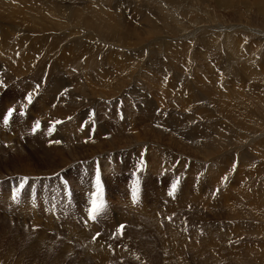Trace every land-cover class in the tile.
<instances>
[{
  "label": "rangeland",
  "instance_id": "rangeland-1",
  "mask_svg": "<svg viewBox=\"0 0 264 264\" xmlns=\"http://www.w3.org/2000/svg\"><path fill=\"white\" fill-rule=\"evenodd\" d=\"M24 1L29 5H25L26 9L37 12L40 21L47 18L43 25L49 20L56 22L57 33L45 37L47 47L52 43L58 46L59 52L53 49L56 55L51 53L55 57L59 54L56 58L61 59V65L67 61L61 52L74 48L85 55L83 60H97L99 69L84 82L78 69H68V75L58 74L55 69L53 74L47 65L33 81L27 67L28 71L23 69L19 75L13 67H1L7 74L0 72V128H5L6 135H0V178H10L1 184L0 264H264V256L257 261L258 251H264V80H257L250 70L258 66L264 71V0H230L227 4H219V0H50L59 11L53 13L46 11L47 4L46 10L39 7L42 2L37 0H0V34H15L9 33L10 27L26 31L20 25L21 18L7 16L5 10L7 5L22 7ZM103 2L111 6L115 14L112 17L127 26L123 39L114 40L107 31L99 33L106 37L95 38L85 24L83 32L78 29V15L76 20L69 17L70 9L80 13L82 6L101 7ZM72 25L78 28L68 30ZM20 36L22 33L16 34ZM212 37L213 47L200 44L202 39L210 43ZM24 44L28 46L30 42ZM42 46L41 43L38 48ZM235 52L243 54L244 61L250 58L248 69L243 70L241 65L239 68L238 60L232 63ZM258 77L263 79L264 72H259ZM54 79L61 93L53 99V114L57 116H50L37 99L48 90H55L50 89ZM21 85L26 88L23 95L18 94L22 93ZM9 110H14L11 117L6 115ZM71 122L77 128L81 124L82 137L76 134L79 140L74 136L75 140L60 138L58 134L60 127ZM86 132H90L88 136ZM40 139L44 141L38 142ZM74 157L78 159L72 160ZM81 164L91 171L81 170ZM93 166L102 168V178L106 180L99 181L100 175L92 171ZM57 171H63L65 180L53 177ZM134 174L140 181L144 179L145 186H138V180L131 178ZM73 178L78 182L74 198L79 206L64 209L68 221L62 223L65 218L58 220V215L67 203L50 198L64 201L66 184L75 185ZM129 180L134 181L133 185H128ZM15 183H25V190L30 187L24 197ZM81 183L88 188L84 193L80 191ZM170 184L175 185L173 198L167 190ZM252 195L258 196L255 199L259 198V202ZM94 200L103 201L100 215L109 209L110 212L99 224L84 227L78 216L89 220L84 202L92 209ZM125 204L132 208L122 210L120 207ZM114 206L119 212L114 211ZM134 213L143 215L147 230L157 229L161 238L130 227ZM115 218L128 222L119 235L115 232L116 222L115 225L111 220ZM46 225L59 232L68 228L65 233L54 235L58 231L47 233L41 229ZM96 231L100 234L92 239L90 236ZM97 238L111 246L105 247Z\"/></svg>",
  "mask_w": 264,
  "mask_h": 264
},
{
  "label": "bare ground",
  "instance_id": "bare-ground-1",
  "mask_svg": "<svg viewBox=\"0 0 264 264\" xmlns=\"http://www.w3.org/2000/svg\"><path fill=\"white\" fill-rule=\"evenodd\" d=\"M21 1V0H20ZM35 1V0H34ZM37 1H40V2H42V3H40V5H39V7L40 6H42L44 9H45V6H46V4L48 5V8H47V12L48 13H53V12H55L56 10H57V12H59L58 11V9L56 8V7H54V5L50 2V0H49V2H50V5L47 3L48 2V0H37ZM230 0H219V4H227L228 2H229ZM24 3V6H22L21 7V5H19L18 7L16 6V5H7V7L5 8V10H6V15L7 16H10V17H12V16H14L15 17V19H19V18H21V21H20V25L22 26V27H24L25 29H26V31L25 32H19V31H17L16 30V28H11L10 27V29H11V31L9 32V33H11V32H13V33H15V34H2V32H1V34H0V72H5V74H7V72L5 71V70H3L1 67H5V68H8V67H13L14 69H13V72L14 73H16V74H21V72H23V71H21V70H23V69H25L26 67L27 68H29V70L31 71V74H30V79L31 80H33V81H36L37 80V78H39V73H40V71H41V69H42V67L43 66H50V68H48L49 69V71H51V72H53V74L55 73L54 72V70L55 69H57V73L59 74V73H62V74H67L69 71H68V69H78V72L79 73H82L83 75H84V82H88L89 80H90V78L92 77V76H94L95 74H97L98 73V69H99V63L97 62V60L96 61H92L91 60V62H88V61H85V60H83V57L85 56V55H83L81 52H77L74 48H69V50L68 49H64L62 52H61V55H63L64 57H66L67 58V61L64 63L65 64V66H63V65H61V59L60 58H56L55 57V53H54V51L55 52H59V48H58V46L56 45L55 46V44L54 43H52V44H50L48 47H47V45H48V42H47V40H46V37H45V35H48V34H54L55 32L57 33V31H55V29L57 28L56 27V22H53V21H51V20H49V23H47L46 22V24L45 25H43V23L45 22V20L47 19V18H45V19H42L41 18V21H40V19L38 18V16H37V12H34V10H33V12L31 11V12H29V10L28 9H26V7H25V5L27 4L25 1L23 2ZM35 3V2H34ZM174 3V2H173ZM11 4V3H10ZM43 4V5H42ZM17 5H18V3H17ZM32 5V4H31ZM30 5V6H31ZM98 5V4H97ZM101 5H102V3H101ZM6 6V5H5ZM27 6H29L28 4H27ZM34 6H35V4H34ZM37 6V5H36ZM106 5L104 4V2H103V5L100 7H97L96 6V4H94V6H82L81 7V11L82 12H78L76 9L75 10H72V9H70L69 10V8H68V10H69V17H73L75 20H76V18H77V15H78V19H81L79 22H80V25H78L79 26V28L75 25H72L68 30H71V28H74V27H77L79 30H81L82 32H83V30H84V28H83V26H84V24H85V26L84 27H86L85 29H87L88 31H91V32H93L94 34H95V38L96 37H106V36H102V35H99V33L101 32V34H103V32H105V31H107V33L110 35V36H112L113 37V39L115 40V39H118V38H121V39H123L122 38V35H123V33H125V31H127V26L126 25H124V21H121V20H119V19H117L116 20V18L114 19L112 16L113 15H115L114 14V12H112V10H111V6H106ZM117 6V5H116ZM33 7V6H32ZM31 7V8H32ZM69 7V6H68ZM76 7H78V6H76ZM35 8V7H34ZM37 8V7H36ZM90 9V12L88 11V9ZM114 9H115V11H117V7H115L114 6ZM57 12H56V14H57ZM40 13V12H39ZM43 14V13H42ZM41 14V15H42ZM61 14V13H60ZM60 14H58L57 16L59 17V15ZM4 15V14H3ZM61 17V16H60ZM59 17V18H60ZM65 17H67V16H65ZM108 17V19H106ZM115 17V16H114ZM2 18H4V17H2ZM6 18V17H5ZM0 19H1V16H0ZM61 19H62V17H61ZM189 19V18H188ZM2 20V19H1ZM7 21V20H6ZM56 21V20H55ZM1 22V21H0ZM75 22V21H74ZM123 22V23H122ZM156 22V21H155ZM65 23V22H64ZM127 23V22H126ZM71 24V23H70ZM6 25V24H5ZM86 25H88V26H86ZM127 25H129L128 23H127ZM49 26H50V28H49ZM1 27V26H0ZM132 27V26H131ZM158 27V26H157ZM9 28V27H8ZM126 28V29H125ZM128 28H130L129 26H128ZM133 28H135L134 26H133ZM7 29V28H6ZM75 29V28H74ZM66 30H67V28H66ZM135 30V29H134ZM4 31V30H3ZM132 31H133V29H132ZM131 31V32H132ZM155 31V30H154ZM159 31V30H158ZM157 31V32H158ZM148 32V31H147ZM151 32V31H150ZM159 32H162V31H159ZM4 33V32H3ZM18 33H22V36H20V37H22V38H18V37H16V34H18ZM90 34V33H89ZM153 34H154V32H153ZM153 34H151V35H153ZM157 34V33H156ZM20 35V34H19ZM82 35V34H81ZM88 35V34H87ZM86 35V36H87ZM91 35H93V34H90V36ZM150 35V34H149ZM138 36V35H137ZM236 36V35H235ZM48 37V36H47ZM83 37V36H82ZM232 37V36H231ZM230 37V38H231ZM237 37V36H236ZM100 38V39H101ZM160 38V37H159ZM235 38V37H234ZM62 39V38H61ZM56 40H60L59 39V37H56ZM97 40V39H96ZM103 40V39H102ZM157 40V39H156ZM203 40V39H202ZM201 40V45H204L205 47L207 46V48L209 49L211 46L213 47L214 46V43H215V39L212 37L211 38V42L209 43V41L208 40H206V41H202ZM224 40H226V39H224ZM234 40V39H233ZM242 40V39H241ZM51 41V40H50ZM54 41V40H53ZM119 41V40H118ZM227 41V40H226ZM240 41V40H239ZM25 42H30V45H28V46H26V44H24ZM117 42V41H116ZM120 42V41H119ZM214 42V43H213ZM228 42H229V39H228ZM240 42H242V41H240ZM43 44V46H42V48H38V45L39 44ZM89 43V42H88ZM91 43V42H90ZM104 43V42H103ZM235 43V42H234ZM237 43V42H236ZM92 44V43H91ZM112 44H114V42L112 43ZM117 44H119V43H117ZM226 44V43H225ZM90 45V44H89ZM108 45H109V43H108ZM123 45V44H122ZM122 45H120V46H122ZM228 45V44H227ZM239 44L237 43V46H238ZM241 45V44H240ZM94 46H95V44H94ZM203 46V47H204ZM236 46V47H237ZM84 47V46H83ZM128 47V46H127ZM156 47V46H155ZM154 47V48H155ZM233 47V46H232ZM231 47V48H232ZM235 47V48H236ZM13 48H15V49H18V50H14ZM84 48H86L88 51L90 50V49H88L86 46L84 47ZM215 48V47H214ZM53 49H54V51H53ZM111 49H113V48H111ZM170 49H171V47H170ZM250 49V48H249ZM98 50V49H97ZM211 50V49H210ZM214 50V49H213ZM247 50V49H246ZM51 51L55 54V55H53L52 53H51ZM85 51V50H84ZM92 51V50H91ZM91 51H90V53H91ZM95 51V49L93 50V52ZM116 51V50H115ZM171 51V50H170ZM237 51V50H236ZM245 51V50H244ZM243 51V52H244ZM249 51V50H248ZM82 52H83V48H82ZM227 52H229V51H227ZM239 52V51H238ZM238 52H235V53H233L232 54V56L234 57V59H233V61H232V56L231 57H229L230 59H231V61H232V63L235 61V60H238V62H239V68H240V65H241V68L244 70V68H247L248 66H249V64L251 63V62H247V61H250V58L248 59V60H246V61H244V60H242V56H243V54L241 55V53H238ZM242 52V51H241ZM43 53H44V55H43ZM84 53V52H83ZM88 53V52H87ZM86 53V54H87ZM95 53V52H94ZM105 53H107V51L105 52ZM115 53V52H114ZM125 53V52H124ZM165 53V52H164ZM67 54H68V56H67ZM85 54V53H84ZM89 54V53H88ZM92 54V53H91ZM120 54V53H119ZM227 54H229V53H227ZM245 54V53H244ZM36 55H39V57H36ZM72 55V56H71ZM120 55H122V54H120ZM160 55V54H159ZM163 55V54H162ZM175 55V54H174ZM71 56V57H70ZM229 56V55H228ZM164 57V56H163ZM95 58V57H94ZM107 58V57H106ZM118 58V57H117ZM124 58V57H123ZM176 58V57H175ZM247 58V57H246ZM44 59V60H43ZM46 59H48V61H46ZM77 59V60H76ZM88 59H90V58H88ZM99 59V58H98ZM244 59V58H243ZM76 60V61H75ZM194 60V59H193ZM52 61V62H51ZM63 61H64V59H63ZM73 61H75L74 63H73ZM90 61V60H89ZM229 61V60H228ZM262 61V60H261ZM237 62V63H238ZM107 63V62H106ZM113 63V62H112ZM157 63V62H156ZM182 63V62H181ZM108 64V63H107ZM149 64V63H148ZM175 64V63H174ZM191 64V63H190ZM258 65H260L259 63H257ZM47 66V67H48ZM103 66H105V64L103 65ZM182 66V65H181ZM188 66V65H187ZM186 66V67H187ZM250 67H251V65H250ZM249 67V68H250ZM130 68H131V66H130ZM155 68V67H154ZM198 68V67H197ZM157 69V68H156ZM156 69L154 70V71H156ZM177 69V68H176ZM248 69V68H247ZM246 69V70H247ZM261 69V68H260ZM25 70H27V69H25ZM117 70V69H116ZM159 69H157V71H158ZM251 70V74L252 75H254L255 76V78L257 79V80H261V81H263L264 80V78L263 79H261L260 77H258V73L259 72H264V71H261V70H259V68H258V66L257 67H255V69H250ZM28 71V70H27ZM160 71V70H159ZM165 71H166V69H165ZM178 71V70H177ZM43 72V71H42ZM45 72H46V68H45ZM193 72V71H192ZM24 73V72H23ZM22 73V74H23ZM47 73V72H46ZM247 73V72H246ZM44 74V73H43ZM130 74V73H129ZM151 74V73H150ZM153 74V73H152ZM250 74V73H249ZM47 74H45V75H43V76H46ZM68 75V74H67ZM112 75H113V73H112ZM154 75V74H153ZM41 76V75H40ZM48 76H49V74H48ZM52 76V75H51ZM126 76V75H125ZM149 76V75H148ZM147 76V77H148ZM253 76V77H254ZM263 76V75H262ZM1 77H2V75H1ZM96 77V76H95ZM106 77V76H105ZM113 77V76H112ZM127 77V76H126ZM132 77V76H131ZM142 77V76H141ZM52 78V77H51ZM61 78V77H60ZM83 77H81V79H82ZM128 78V77H127ZM18 79H20V78H18ZM73 79V78H72ZM149 79V78H148ZM157 79V78H156ZM166 79V78H165ZM61 80H62V82L64 81V79L63 78H61ZM71 80V79H70ZM78 80V79H77ZM76 80V81H77ZM95 80V79H94ZM127 80V79H126ZM145 80V79H144ZM154 80V79H153ZM78 81H80L81 82V80H78ZM97 81V80H96ZM143 81V80H142ZM68 82V81H67ZM72 82V81H71ZM79 82V83H80ZM98 82V81H97ZM159 82V81H158ZM203 82V81H202ZM43 83V82H42ZM73 83V82H72ZM90 83V82H89ZM89 83H87L88 84V86H90L89 85ZM96 83V82H95ZM162 83H164V82H162ZM263 83H264V81H263ZM39 84V83H38ZM47 84H49V83H47ZM71 84V83H70ZM92 84V83H91ZM94 84V83H93ZM80 85H81V83H80ZM65 86L66 85H63V88H65ZM68 86V85H67ZM73 86H75V85H72V88H73ZM92 86H94V85H92ZM91 86V87H92ZM112 86V85H111ZM124 86V85H123ZM148 86V85H147ZM177 86V85H176ZM257 86V85H256ZM262 86V85H261ZM21 89H22V93L21 92H19L18 94L19 95H23V92H24V89H26V88H22L23 87V85H21V86H19ZM41 87V86H40ZM58 86H57V81H55V79L52 81V83H51V85H50V89H55V90H48V92L45 94V96H42L41 98H39V99H37V101L38 102H40L41 103V107H42V110L43 111H45V110H47L46 112H47V114L49 113V114H52V115H50V116H53V115H56L57 116V114H53L54 113V110L55 109H53V108H55V105L53 104V99H55L57 96H59L60 95V93H61V90L59 89V88H57ZM70 87H71V85H70ZM79 87V86H78ZM81 87V86H80ZM95 87V86H94ZM93 87V88H94ZM163 87V86H162ZM188 87V89H189V86H187ZM258 87V86H257ZM256 87V88H257ZM37 88V87H36ZM44 88V87H43ZM57 88V89H56ZM69 88V87H68ZM109 89H110V87H108ZM112 88H113V86H112ZM111 88V89H112ZM144 88H146V87H144ZM165 88V87H164ZM171 88V87H170ZM209 88V87H208ZM41 89H42V87H41ZM66 89V88H65ZM80 89V88H79ZM60 90V92H58ZM64 90V89H63ZM106 90V89H105ZM148 90V89H147ZM185 90V89H184ZM40 90L38 89V92H39ZM44 91V90H43ZM58 92V93H56V92ZM74 91V90H73ZM76 91V90H75ZM164 91H166V90H164ZM169 91V90H168ZM183 91V90H182ZM190 91V90H189ZM217 91V90H216ZM69 92V91H68ZM67 91H66V93H68ZM71 92V91H70ZM79 92V91H78ZM78 92H77V94H78ZM95 92V91H94ZM112 92V91H111ZM140 92V91H139ZM167 92V91H166ZM174 92H175V90H174ZM194 92V91H193ZM198 92V91H197ZM208 92V91H207ZM244 92V91H243ZM28 93V92H27ZM33 93V92H32ZM35 93V92H34ZM44 93V92H43ZM73 93V92H72ZM71 93V94H72ZM80 93V92H79ZM107 93V92H106ZM152 93V92H151ZM168 93V92H167ZM170 93V92H169ZM169 93H168V95H169ZM179 93V92H178ZM183 93H184V91H183ZM218 93V92H217ZM227 93V92H226ZM38 94V93H37ZM54 95V97L53 98H51V95ZM70 94V95H71ZM75 94V93H74ZM108 94H110V91H109V93ZM139 94V93H138ZM185 94V93H184ZM199 94V93H198ZM201 94V93H200ZM223 94V93H222ZM247 94V93H246ZM76 95V94H75ZM74 95V96H75ZM162 95V94H161ZM164 95V94H163ZM167 95V96H168ZM216 95V94H215ZM220 95V94H219ZM227 95V94H226ZM241 95V94H240ZM243 95V94H242ZM260 95H261V93H260ZM34 96H35V94H34ZM72 96V95H71ZM151 96V95H150ZM166 96V95H165ZM169 96H171V95H169ZM246 96V95H245ZM257 96V95H256ZM262 96V95H261ZM13 97V96H12ZM14 97H16V96H14ZM136 97V96H135ZM138 97V96H137ZM141 97V96H140ZM152 97V96H151ZM211 97H212V95H211ZM214 97V96H213ZM35 98V97H34ZM67 99H68V97H66ZM157 98V97H156ZM167 98V97H166ZM60 99H65L64 98V96H61V98ZM165 99V98H164ZM168 99V98H167ZM167 99H165V100H167ZM170 99V98H169ZM173 99V98H172ZM200 99V98H199ZM220 99V98H219ZM218 99V100H219ZM231 99V98H230ZM264 99V98H263ZM66 100V99H65ZM69 100H72V97H71V99H69ZM68 100V101H69ZM74 100V99H73ZM142 100H144V99H142ZM155 100V99H154ZM193 100V99H192ZM260 100H261V98H260ZM64 101V100H63ZM163 101V100H162ZM210 101H213V99L212 100H210ZM223 101V100H222ZM231 101V100H230ZM243 101V100H242ZM77 102V101H76ZM99 102V101H98ZM239 102V101H238ZM241 102V101H240ZM68 103V102H67ZM66 103V104H67ZM72 103V102H71ZM75 103V102H74ZM149 103V102H148ZM241 103H243V102H241ZM258 103V102H257ZM260 103V102H259ZM51 104H53V105H51ZM58 104V103H57ZM73 104V103H72ZM101 104V103H100ZM40 105V104H39ZM49 105H51V107H50V109L52 110V111H49L50 109H48V106ZM59 105V104H58ZM63 105V104H62ZM64 105H65V103H64ZM151 105H153V104H151ZM166 105V104H165ZM173 105V104H172ZM254 105V104H253ZM256 105V104H255ZM71 106V105H70ZM138 106V105H137ZM194 106H196V105H194ZM241 106V105H240ZM249 106H251V105H249ZM262 106V105H261ZM65 107V106H64ZM68 107V106H67ZM147 107H149V106H147ZM222 107V106H221ZM260 107V106H259ZM60 108V107H59ZM71 108V107H70ZM154 108V107H153ZM152 107H151V109H153ZM236 108V107H235ZM238 108H240V107H238ZM35 109V108H34ZM39 109V108H38ZM65 109V108H64ZM76 109V108H75ZM155 109V108H154ZM30 110V109H29ZM57 110V109H56ZM139 110V109H138ZM236 110V109H235ZM239 110V109H238ZM263 110V109H262ZM61 111V110H60ZM66 111H67V109H66ZM216 111V110H215ZM222 111V110H221ZM248 111V110H247ZM151 112V111H150ZM237 112V111H236ZM239 112V111H238ZM57 113V112H56ZM66 113H68V112H66ZM241 113V112H240ZM37 114H38V112H37ZM48 114V115H49ZM87 114V113H86ZM223 114V113H222ZM227 114V113H226ZM256 114V113H255ZM59 115V114H58ZM64 115H65V113H64ZM164 115V114H163ZM234 115V114H233ZM248 115V114H247ZM20 116V115H19ZM138 116V115H137ZM243 116V115H242ZM249 116V115H248ZM16 117V116H15ZM14 117V118H15ZM18 117V116H17ZM61 117V116H60ZM60 117H59V119H60ZM235 117V116H234ZM257 117V116H256ZM48 118V117H47ZM51 118V117H50ZM53 119H54V117H52ZM68 118V117H67ZM189 118V117H188ZM200 118V117H199ZM58 119V118H57ZM143 120H146L145 118H142ZM211 119V118H210ZM212 119H213V116H212ZM211 119V120H212ZM242 119V118H241ZM84 120V119H83ZM179 120V119H178ZM210 120V121H211ZM62 121V120H61ZM151 121V120H150ZM193 121V120H192ZM203 121V120H202ZM229 121V120H228ZM179 122V121H178ZM181 122V121H180ZM179 122V123H180ZM218 122V121H217ZM238 122V121H237ZM29 123H31V122H29ZM53 123V122H52ZM51 123V124H52ZM54 123H56V121L54 122ZM57 123H59V122H57ZM18 124H19V122H18ZM135 124V123H134ZM183 124V123H182ZM5 125V124H4ZM3 125V126H4ZM31 125V124H30ZM99 125V124H98ZM137 125V124H136ZM240 125V124H239ZM35 126V125H34ZM1 127H2V124H1ZM5 127V126H4ZM7 127V126H6ZM51 127H53V125L51 126H49V130H52L53 128H51ZM143 128V127H142ZM183 128V127H182ZM60 129H62L60 132H58V134L60 133V138L61 137H65V136H68V138H73V136L74 137H76V140H79L78 139V137L80 136V133L79 132H82V128H81V124H80V126H79V128H77V126H74V124H72V122L71 123H67V124H65V125H63V127H60ZM59 129V130H60ZM99 129V128H98ZM196 129V128H195ZM194 129V130H195ZM4 130H5V128L3 129V127H2V129L0 128V135H2L3 137L4 136H6L5 134H4ZM103 130V129H102ZM74 131H76L75 133H73ZM176 131V130H175ZM179 131V130H178ZM252 131V130H251ZM261 131V130H260ZM98 132V131H97ZM164 132V131H163ZM51 133V132H50ZM57 133V132H56ZM89 133L90 132H86V134H85V136H88L89 135ZM223 133V132H222ZM42 134V133H41ZM76 134H78L79 136L77 137V135ZM84 134V133H83ZM151 134V133H150ZM216 134V133H215ZM82 135V134H81ZM211 135V134H210ZM252 135V134H251ZM40 136V135H39ZM45 136V135H44ZM200 136H202V135H200ZM262 136V135H261ZM42 137V136H41ZM58 137V136H57ZM80 137H82V136H80ZM207 137V136H206ZM211 136H209V138H210ZM219 137V136H218ZM38 138H40V137H38ZM202 138V137H201ZM42 139H40L38 142H40ZM48 140H50V139H48ZM73 140H75L74 138H73ZM227 140H228V138H227ZM42 141H44V140H42ZM174 141V140H173ZM193 141V140H192ZM220 141V140H219ZM252 141V140H251ZM37 142V141H36ZM48 142V141H47ZM75 142V141H74ZM252 142H255L254 140L252 141ZM264 142V141H263ZM160 143V142H159ZM158 143V144H159ZM233 143V142H232ZM69 144V143H68ZM101 144V143H100ZM205 144V143H204ZM203 144V145H204ZM241 144V143H240ZM43 145V144H42ZM41 145V146H42ZM202 145V146H203ZM208 145H210V144H208ZM207 145V146H208ZM47 146V145H46ZM170 146V145H169ZM73 147V146H72ZM83 147V146H82ZM156 147V146H155ZM206 147V146H205ZM220 147V146H219ZM249 147H251V146H249ZM254 146H252V148H253ZM257 147V146H256ZM262 147V146H261ZM61 148H63V147H61ZM202 148V147H201ZM214 148H216V146L214 147ZM223 148V147H222ZM241 148V146L239 147V149ZM258 148V147H257ZM56 149V148H55ZM76 149V148H75ZM143 149V148H142ZM188 149V148H187ZM212 149V148H211ZM242 149V148H241ZM247 149H250V148H247ZM246 149V150H247ZM57 150V149H56ZM140 150V149H139ZM186 150V149H185ZM206 150V149H205ZM218 150V148L216 149V151ZM220 150V149H219ZM254 150V149H253ZM252 150V151H253ZM263 150V149H262ZM215 151V152H216ZM222 151V150H221ZM242 151V150H241ZM177 152V151H176ZM203 152H204V150H203ZM211 152V151H210ZM213 152H214V150H213ZM244 152H246V151H244ZM250 152H251V150H250ZM254 152V151H253ZM252 152V153H253ZM261 152V151H260ZM239 153V152H238ZM248 154H249V152H248ZM198 155H199V153H198ZM254 155V154H253ZM15 156V155H14ZM163 156H164V154H163ZM163 156H161V157H163ZM237 156V155H236ZM242 156V155H241ZM261 156V155H260ZM264 156V155H263ZM177 157V156H176ZM199 157V156H198ZM246 157V156H245ZM250 157H252V156H250ZM24 158V157H23ZM78 158H73L72 160H77ZM178 160V159H177ZM162 161V160H161ZM168 161V160H167ZM252 162V161H251ZM170 163V162H169ZM253 163V162H252ZM65 164V163H64ZM210 165V164H209ZM242 165V164H241ZM252 165V164H251ZM212 166V165H211ZM217 166V165H216ZM208 167V166H207ZM210 167V166H209ZM212 167H214L215 168V166H212ZM196 171V170H195ZM209 171V170H208ZM221 172V171H220ZM219 172V173H220ZM241 173V172H240ZM239 173V174H240ZM245 174V173H244ZM192 176V175H191ZM230 176V175H229ZM179 177V176H178ZM193 177V176H192ZM256 177V176H255ZM183 178V177H182ZM202 178V177H201ZM219 178V177H218ZM232 178V177H231ZM252 179V178H251ZM264 179V178H263ZM73 180H74V182H75V185H74V188L75 189H77L76 187H77V184H78V182H77V180H75L74 178H73ZM220 180V179H219ZM179 181V180H178ZM216 182V181H215ZM178 183V182H177ZM240 183V182H239ZM213 185V184H212ZM215 185V184H214ZM220 185V184H219ZM232 187V186H231ZM210 188V187H209ZM233 188V187H232ZM211 189V188H210ZM225 189H227V191H228V189L229 188H225ZM262 188H260V190H261ZM84 190H85V185L83 184V183H81V189H80V191H82V193H84ZM208 190V189H207ZM232 190L233 189H231V191L230 192H232ZM225 191V190H224ZM212 192V191H211ZM215 192V191H214ZM213 192V193H214ZM255 192V191H254ZM254 192H252V193H254ZM261 192L263 193V190H261ZM233 193V192H232ZM234 193L235 194H239L238 192H235L234 191ZM229 194V193H228ZM228 194H227V196H228ZM234 194V195H235ZM255 194H256V192H255ZM81 195V194H80ZM234 195H231V196H234ZM230 196V195H229ZM253 196V195H252ZM252 196H250L251 198H252ZM255 196V195H254ZM254 196H253V198H254ZM258 197V196H257ZM257 197H255V198H257ZM260 197H262V196H260ZM253 198H252V200H253ZM254 198V200H258V199H255ZM188 200V199H187ZM260 200V199H259ZM259 200H258V202H259ZM71 201H72V203H70L69 204V206L68 207H71V206H73V207H76V206H79V205H76L77 204V200H76V198H74V197H72V199H71ZM80 201V200H79ZM187 202V201H186ZM80 203L81 204H83L81 201H80ZM256 203V202H255ZM254 203V204H255ZM145 204V203H144ZM218 204V203H217ZM126 205V206H125ZM125 205H123V206H121L120 208L122 209V210H130L131 208H132V206L130 205V204H125ZM250 205V204H249ZM260 207H261V203H260V205H259ZM263 206V205H262ZM217 207H219V206H217ZM237 207V206H236ZM254 207H255V209H256V205H254ZM137 208V207H136ZM140 208V207H139ZM247 208V207H246ZM259 207H257V209H258ZM30 209V208H29ZM113 209H114V211L115 212H119V211H117L116 210V207L114 206L113 207ZM134 209V208H133ZM232 209V208H231ZM249 209V208H248ZM26 210H28L27 208H26ZM151 210V209H150ZM228 210V209H227ZM259 210V209H258ZM229 211V210H228ZM232 211H234V210H232ZM246 211V210H245ZM105 212V211H104ZM108 212H110V209L106 212V213H104V216H100L99 217V219L98 220H101V219H103L104 217H105V215L108 213ZM153 212V211H152ZM254 212V211H253ZM244 213V212H243ZM248 213V212H247ZM256 213V212H255ZM135 215H131V219H132V223H131V226L130 227H132V228H135V229H138V230H141V231H144V232H149V235L151 236H155V237H157V238H161V235H160V232L157 230V229H151V231H149V230H147V227H146V225L143 223V221L142 220H145L144 218H143V215H137L136 213H134ZM149 214V213H148ZM151 214H154V213H151ZM231 215H232V212L230 213ZM229 214V215H230ZM153 216V215H152ZM247 216V215H246ZM257 216V215H256ZM146 217V216H145ZM229 217V216H228ZM90 218H91V214H90ZM153 218V217H152ZM222 218V217H221ZM225 218V217H224ZM244 218V217H243ZM248 219H249V217H247ZM155 219V218H154ZM226 219H227V217H226ZM240 219V218H239ZM35 220V219H34ZM111 220H113V223L115 224V222H116V224H117V226H118V223H121L122 221H125V219L123 220V219H120V218H115V219H111ZM150 220V219H149ZM220 220V219H219ZM125 222H127V221H125ZM149 222V221H148ZM110 222H108V224H109ZM151 223V222H150ZM160 223V222H159ZM35 224H38L37 222H35ZM39 224H41V223H39ZM111 224V223H110ZM115 224V225H116ZM154 225V224H153ZM152 225V226H153ZM109 226H111V225H109ZM156 226H158V224L156 225ZM114 227V226H113ZM52 228V226H48V225H46V226H44L43 228H41V229H43L44 231H46L47 233H48V231L49 230H55V231H58V232H56L54 235H57V234H61V233H65L66 232V230H67V228L65 229V230H63L62 232L60 231L59 232V230H56V229H51ZM110 228V227H109ZM128 228V227H127ZM159 228V227H158ZM224 228V227H223ZM126 228H124V229H122L120 232H118V235L120 234V233H122L124 230H125ZM75 232V231H74ZM97 232V231H96ZM95 232V233H96ZM154 232V233H153ZM39 233V232H38ZM95 233H93L90 237H92ZM113 235V234H112ZM160 235V236H159ZM209 235V234H208ZM214 235V234H213ZM215 236V235H214ZM112 237V236H111ZM212 237V236H211ZM210 237V238H211ZM80 238V237H79ZM203 238V237H202ZM205 238V237H204ZM98 240H101L102 242H104L103 241V239H96V241H98ZM213 240V239H212ZM85 241V240H84ZM90 241H92V242H95L94 240H91L90 239ZM194 241V240H193ZM205 241V240H204ZM86 242V241H85ZM202 242V241H201ZM201 242H198V243H200V244H202ZM214 242V241H213ZM58 243V242H57ZM105 244H106V246L105 247H107V246H111V243L110 242H104ZM162 243V247H163V249H164V245H163V242H161ZM211 243V242H210ZM215 243V242H214ZM213 243V244H214ZM178 244V243H177ZM197 244V243H196ZM264 244V243H263ZM203 245H205V244H202V246ZM242 245V244H241ZM194 246V245H193ZM209 246H210V244H209ZM212 246V245H211ZM243 246V245H242ZM100 247L101 248H103L104 247V245H100ZM68 248H70L69 246H68ZM193 248V247H192ZM205 248V247H204ZM72 250H73V248H71ZM211 249V248H210ZM250 249V248H249ZM200 250H201V247H200ZM203 250V249H202ZM244 250V249H243ZM261 250V249H260ZM118 251H120V250H118ZM198 251V250H197ZM207 250H205V252H206ZM121 252V251H120ZM256 252V251H255ZM138 253V252H137ZM257 253V252H256ZM139 254V253H138ZM142 254V253H141ZM143 254H145V253H143ZM142 254V255H143ZM250 254V253H249ZM255 254V253H254ZM192 255H193V253H192ZM194 256H196V254H194ZM194 256H192V257H194ZM200 256V255H199ZM202 256V255H201ZM255 256V255H254ZM258 256H259V259H257V261H261V257H263L264 256V251L262 250V251H258ZM49 257V256H48ZM178 257V256H177ZM205 257V256H204ZM207 257V256H206ZM251 257H253V256H251ZM256 257H257V255H256ZM96 258V257H95ZM197 258H199V257H197ZM194 259H196V258H194ZM206 259V258H205ZM209 259V258H208ZM44 260H46V259H44ZM48 261V260H47ZM62 261V260H61ZM203 261V260H202ZM72 262V261H71ZM75 262V261H74ZM74 262H72V263H74ZM80 262V261H79ZM103 262V261H102ZM134 262V261H133ZM176 262V261H175ZM179 262H181L180 260H179ZM78 263V262H77ZM81 263V262H80ZM79 263V264H80ZM86 263V262H85ZM142 263V262H141ZM178 263V262H177ZM182 263V262H181ZM8 264V263H7ZM43 264V263H42ZM46 264H47V262H46ZM57 264V263H56ZM102 264V263H101ZM133 264V263H132Z\"/></svg>",
  "mask_w": 264,
  "mask_h": 264
},
{
  "label": "snow or ice",
  "instance_id": "snow-or-ice-1",
  "mask_svg": "<svg viewBox=\"0 0 264 264\" xmlns=\"http://www.w3.org/2000/svg\"><path fill=\"white\" fill-rule=\"evenodd\" d=\"M31 99H32L31 96H29L28 97L29 103L31 102ZM13 111L14 110H9L8 117H11ZM5 123H7V118L5 119ZM39 127H40V123H39V121H37L36 122V128L38 129ZM22 187H23V183L21 184V188ZM174 189H175V185L173 186V190ZM134 195H135V190H134ZM102 207H103V201L102 200L99 203L96 200L93 201V208L91 209V212H90L93 219L96 218V214L102 209Z\"/></svg>",
  "mask_w": 264,
  "mask_h": 264
}]
</instances>
